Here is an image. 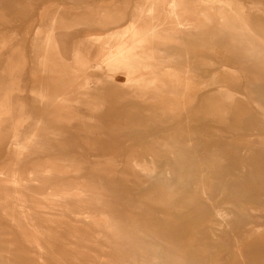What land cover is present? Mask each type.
<instances>
[{
  "label": "rangeland",
  "instance_id": "374dc122",
  "mask_svg": "<svg viewBox=\"0 0 264 264\" xmlns=\"http://www.w3.org/2000/svg\"><path fill=\"white\" fill-rule=\"evenodd\" d=\"M0 171V264H264V0H0Z\"/></svg>",
  "mask_w": 264,
  "mask_h": 264
},
{
  "label": "bare ground",
  "instance_id": "6f19581e",
  "mask_svg": "<svg viewBox=\"0 0 264 264\" xmlns=\"http://www.w3.org/2000/svg\"><path fill=\"white\" fill-rule=\"evenodd\" d=\"M172 10V9H171ZM155 20V19H154ZM193 24V23H192ZM184 25V23H183ZM209 25V24H208ZM177 27V26H176ZM180 27V26H179ZM218 29V28H217ZM176 30V29H175ZM168 33V32H167ZM175 33V32H174ZM173 34V33H172ZM222 35V34H221ZM228 44H231V47L235 49V44H233L232 41H229ZM251 46V45H250ZM254 46V45H253ZM245 48V47H244ZM243 48V49H244ZM237 49V48H236ZM246 50V49H245ZM253 50V49H251ZM248 51V50H247ZM245 54V51H243ZM260 53V52H259ZM259 55V54H258ZM258 57V56H256ZM255 58V57H254ZM253 59V58H252ZM258 59V58H257ZM13 60V59H12ZM14 61V60H13ZM20 63V62H19ZM23 63V62H22ZM12 64V63H11ZM10 64V65H11ZM24 66V64H23ZM21 66V67H23ZM88 82V81H87ZM16 145L18 147H21V142L16 143ZM12 147V145H11ZM10 154H11V149H10ZM10 159V158H8ZM11 160V159H10ZM7 163V162H6ZM241 166V165H240ZM1 172V171H0ZM24 174H26L28 179H32V177L36 174V170L31 168V169H27L25 170V172H23ZM2 174V173H1ZM17 174V172H16ZM16 174L11 175L8 179H3L2 182V186L3 187V194L2 197L0 196V215L5 216L6 218H9V222L11 225H13L17 230H19L20 232H22L24 230L25 226H30L32 227L34 230H38L36 228V224H35V218H34V212H31L30 210H28V208L26 207V198L23 195V187L22 184L24 183H30L29 181H23L22 179H18L16 177ZM46 175V174H45ZM1 176V175H0ZM6 177V176H5ZM61 177V176H59ZM1 184V183H0ZM66 191V190H65ZM62 192V190L59 189H53L50 192H48L47 197H45L43 200L48 204V205H52L55 206L53 203V200H55L54 198L59 197V193ZM61 196V195H60ZM64 200V199H63ZM69 214V213H68ZM41 215L45 218V220L49 221V218L47 216L48 213L46 212V207H44L41 210ZM71 215V214H70ZM219 215L221 217H224L225 215L223 213H219ZM100 219V218H99ZM104 219L105 218H102ZM103 222V221H102ZM105 223V227H106V222ZM97 224V223H96ZM99 225V224H98ZM103 225V224H102ZM12 226V227H13ZM108 227V226H107ZM29 229V228H28ZM214 235V234H213ZM43 236V235H42ZM217 236V235H214ZM221 237V236H220ZM218 238V237H217ZM219 240V239H218ZM223 240V237L221 239V241ZM37 241V238H36ZM39 242V241H38ZM220 242V241H219ZM223 243V241H222ZM221 244V243H220ZM38 246V245H37ZM36 246V247H37ZM40 246V245H39ZM38 246V248H40ZM224 247V246H223ZM43 250V249H42ZM40 250V251H42ZM222 252V251H221ZM155 254V252H154Z\"/></svg>",
  "mask_w": 264,
  "mask_h": 264
}]
</instances>
